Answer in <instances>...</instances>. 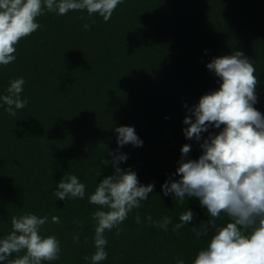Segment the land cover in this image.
<instances>
[{"label": "trees", "instance_id": "trees-1", "mask_svg": "<svg viewBox=\"0 0 264 264\" xmlns=\"http://www.w3.org/2000/svg\"><path fill=\"white\" fill-rule=\"evenodd\" d=\"M37 22L41 27L16 46L15 61L0 65V97L22 77L20 96L28 101L12 117L0 100V238L11 231L13 216H47L41 235H54L61 254L42 264H91L85 257L95 252L92 217L101 209L88 197L114 172V128L132 126L143 143L120 147L127 160L119 167L154 190L119 225L120 235L105 232L107 259L100 264H191L212 235L197 238L191 231L208 218L206 210L195 197L181 204L165 196L161 185L179 179L182 145L191 146L185 159L202 153V141L185 138L183 118L219 87L206 67L213 57L239 50L253 62L259 81L253 106L264 115V0H123L107 22L86 10H45ZM220 130L209 126L202 138ZM67 175L85 185L83 199L52 194ZM186 209L192 222L174 231ZM147 216L153 222L171 217L172 224L165 231Z\"/></svg>", "mask_w": 264, "mask_h": 264}, {"label": "clouds", "instance_id": "clouds-1", "mask_svg": "<svg viewBox=\"0 0 264 264\" xmlns=\"http://www.w3.org/2000/svg\"><path fill=\"white\" fill-rule=\"evenodd\" d=\"M122 2L0 0V65L7 66L15 61L16 46L41 27L37 18L44 15L45 10L58 15L86 10L89 17L99 15L107 22ZM83 28L89 29L90 25L85 23ZM206 67L219 78V87L202 95L198 103L188 108L190 115L183 118L187 127L182 129L186 139L202 141V153L195 160L185 159L191 146L182 145L181 159L175 170L179 179L166 180L161 185L162 192L165 196L172 194L181 204L186 197H195L206 210L208 218L192 225L191 231L197 238L207 236L210 231L212 235L191 264H264V115L253 106L257 103L259 83L256 68L239 50L231 55L213 57ZM24 83L22 77L12 80L8 94L0 97L12 117L28 103L20 96ZM209 126L222 130L202 138L201 134L207 132ZM114 131L118 149L127 144L142 146L132 126H116ZM118 149L109 152L113 174L99 180L88 197L89 203L101 209L92 217L96 221L95 252L85 257L91 264L107 259L105 232L117 229L116 235H120L119 225L154 190V184L142 185L134 171L119 167L120 162L127 160V155ZM108 163L103 160L104 165ZM52 194L62 201L83 199L85 185L75 175H67L57 183ZM222 215L227 219L219 225L217 220ZM134 219L141 223L138 213ZM146 219L165 231L172 224L171 217L167 216L155 222L151 216ZM51 220L60 223L57 216H52ZM192 220L193 213L186 209L173 230L178 232ZM47 222V216H13L11 231L0 238V264H42L59 259L61 248L57 238L41 235V228ZM73 240L78 243L79 236H74ZM13 254L20 255L11 258ZM177 264H184V261L178 260Z\"/></svg>", "mask_w": 264, "mask_h": 264}]
</instances>
